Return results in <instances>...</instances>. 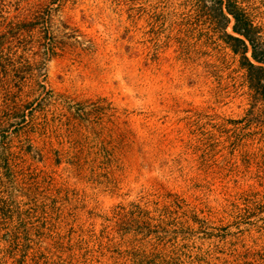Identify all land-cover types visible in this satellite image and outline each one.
<instances>
[{"label": "rangeland", "instance_id": "1", "mask_svg": "<svg viewBox=\"0 0 264 264\" xmlns=\"http://www.w3.org/2000/svg\"><path fill=\"white\" fill-rule=\"evenodd\" d=\"M25 22L0 59L52 95L19 125L0 78V264H264V102L202 0H0Z\"/></svg>", "mask_w": 264, "mask_h": 264}, {"label": "trees", "instance_id": "2", "mask_svg": "<svg viewBox=\"0 0 264 264\" xmlns=\"http://www.w3.org/2000/svg\"><path fill=\"white\" fill-rule=\"evenodd\" d=\"M202 3L205 8L207 7L213 25L217 24L223 30L225 42L230 45L235 54L240 55L241 65L247 72L250 89L255 93L257 92L261 101L264 102V49L259 47L257 41V27L253 25V22L237 4L236 0H202ZM213 20H215V23ZM40 21L39 24L47 28V19L41 18ZM231 21L233 23L231 27L232 34H229L226 33V27ZM35 27L32 22L6 25L0 33V48H3L9 39H15L19 34H30ZM46 36L44 35L43 38L46 39ZM46 46L48 47V44L45 43L44 48ZM248 51L250 52L249 57L247 56ZM44 52L46 56L54 54L48 51L47 48ZM1 77H4L6 81V93L12 95L16 94L19 88L29 80L27 86L30 87V92L26 95V101L15 107L16 113L22 112L16 124L21 125L25 120L26 111L27 113L33 112L42 100L52 95V91L47 90L44 85L45 76L41 73V69H35V66L28 59L23 60L22 56L17 60H12L10 56L1 57ZM30 96H32V99L29 101ZM13 104L16 105L15 101ZM24 110L25 112H23Z\"/></svg>", "mask_w": 264, "mask_h": 264}]
</instances>
